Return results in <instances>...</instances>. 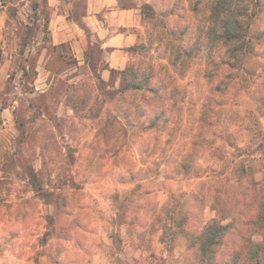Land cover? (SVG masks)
<instances>
[{
	"label": "rangeland",
	"instance_id": "374dc122",
	"mask_svg": "<svg viewBox=\"0 0 264 264\" xmlns=\"http://www.w3.org/2000/svg\"><path fill=\"white\" fill-rule=\"evenodd\" d=\"M139 2L126 72L58 81L50 97L72 113L0 132V264H200L188 234L218 224L213 264L264 256V0H237L244 45L222 37L217 0ZM0 11V52H53L46 0Z\"/></svg>",
	"mask_w": 264,
	"mask_h": 264
},
{
	"label": "crops",
	"instance_id": "0c3cea01",
	"mask_svg": "<svg viewBox=\"0 0 264 264\" xmlns=\"http://www.w3.org/2000/svg\"><path fill=\"white\" fill-rule=\"evenodd\" d=\"M46 7L52 53L7 48L0 52V95L8 81L12 85L5 94L8 100L0 96V132L11 136L20 134L33 113L45 117L44 111L52 105L59 116L66 110L72 113L64 98L53 102L50 97L58 81L67 87L78 86L86 74L107 82L113 73L126 72L145 32L139 0H46ZM5 19L0 11V31ZM31 69L35 73L28 83L31 89L21 93L26 82L21 78ZM10 74H16L13 80H9ZM16 95H24L25 100ZM22 108L23 117L19 115Z\"/></svg>",
	"mask_w": 264,
	"mask_h": 264
},
{
	"label": "trees",
	"instance_id": "16d2710c",
	"mask_svg": "<svg viewBox=\"0 0 264 264\" xmlns=\"http://www.w3.org/2000/svg\"><path fill=\"white\" fill-rule=\"evenodd\" d=\"M213 9L218 17L223 18L220 26L222 37L236 44H246V41H248L249 27L244 24L249 18L248 9L244 7L240 8L237 0H217ZM216 227H218L217 230L209 234L210 236H208L207 239L205 237H207L208 234L205 232V228H203L204 230L202 233L196 236L193 233L188 234L191 242L190 248L195 251L194 255H196L200 264H213L212 258H214L217 253L215 247L222 245L220 237L223 236L226 226L218 224ZM263 258L264 256L257 255L255 257V264H264ZM235 259H240L238 254ZM235 261L234 264H238V262Z\"/></svg>",
	"mask_w": 264,
	"mask_h": 264
}]
</instances>
